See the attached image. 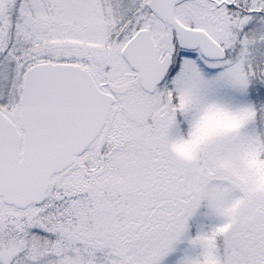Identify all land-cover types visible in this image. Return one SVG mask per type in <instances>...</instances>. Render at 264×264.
<instances>
[{
	"label": "snow or ice",
	"instance_id": "snow-or-ice-1",
	"mask_svg": "<svg viewBox=\"0 0 264 264\" xmlns=\"http://www.w3.org/2000/svg\"><path fill=\"white\" fill-rule=\"evenodd\" d=\"M0 264H264V0H0Z\"/></svg>",
	"mask_w": 264,
	"mask_h": 264
}]
</instances>
